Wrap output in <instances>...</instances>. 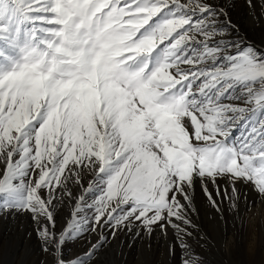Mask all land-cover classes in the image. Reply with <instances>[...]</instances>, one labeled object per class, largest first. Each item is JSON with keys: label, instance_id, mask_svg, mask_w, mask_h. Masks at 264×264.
Instances as JSON below:
<instances>
[{"label": "snow or ice", "instance_id": "1", "mask_svg": "<svg viewBox=\"0 0 264 264\" xmlns=\"http://www.w3.org/2000/svg\"><path fill=\"white\" fill-rule=\"evenodd\" d=\"M246 2L261 27L264 0L259 13ZM261 32L241 35L228 0H0V216H30L42 264H105L134 227L165 240L170 228L169 255L178 246L180 264H202L188 243L197 181L225 236L264 203ZM241 182L255 200H241Z\"/></svg>", "mask_w": 264, "mask_h": 264}, {"label": "rangeland", "instance_id": "2", "mask_svg": "<svg viewBox=\"0 0 264 264\" xmlns=\"http://www.w3.org/2000/svg\"><path fill=\"white\" fill-rule=\"evenodd\" d=\"M214 2L220 3L221 0H214ZM255 2L257 4L256 11L259 13L261 0H255ZM228 4L233 22L239 25L240 34L247 33L252 39L259 41L264 21L261 22V27H254L246 0H228ZM88 179L90 177L84 179L85 187ZM217 185L227 190L229 195L231 194V186L225 179H218ZM235 186L239 190L241 200L244 197H247L249 201L257 198V193L251 183L241 182ZM207 187L213 198L224 208L223 217L231 221L232 216L227 210V198L217 197L216 188L210 182ZM81 192L80 187L73 188L74 196L80 195ZM95 195V192L88 193L85 197L86 201L91 202ZM181 202L183 203L182 198ZM73 203H75L74 200ZM193 204L196 211L190 212L189 215L199 230L189 228V231L193 232V236L188 239V243L203 258L202 264H264V247L259 249L255 257L251 259L245 255L242 245L232 253L224 251L221 247V241L225 238L224 224L217 210L207 200L199 181L194 185ZM70 211L69 206L58 210L56 215L57 232L64 228ZM86 214L91 215L87 210ZM33 229L34 224L28 214H16L14 217L0 216V264H42L41 243ZM138 231L140 232L139 236L136 234ZM231 231L232 227H229L228 233ZM201 234H204L207 239H200ZM91 239L95 241L96 237L92 236ZM171 242H173V234L170 228L167 240H165L159 229L149 238L142 230L134 227L131 232L122 231L117 234L114 240H111L104 254V261L105 264H180L181 249L178 246L175 248V255H169ZM201 244L206 247H201ZM82 250V242L79 239L67 242L64 246L66 257L74 256Z\"/></svg>", "mask_w": 264, "mask_h": 264}, {"label": "clouds", "instance_id": "3", "mask_svg": "<svg viewBox=\"0 0 264 264\" xmlns=\"http://www.w3.org/2000/svg\"><path fill=\"white\" fill-rule=\"evenodd\" d=\"M241 245L250 259L264 247V203L243 212L239 222L221 242V247L226 253H232Z\"/></svg>", "mask_w": 264, "mask_h": 264}, {"label": "bare ground", "instance_id": "4", "mask_svg": "<svg viewBox=\"0 0 264 264\" xmlns=\"http://www.w3.org/2000/svg\"><path fill=\"white\" fill-rule=\"evenodd\" d=\"M256 193V192H255ZM258 196V194H256Z\"/></svg>", "mask_w": 264, "mask_h": 264}]
</instances>
